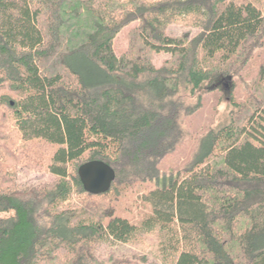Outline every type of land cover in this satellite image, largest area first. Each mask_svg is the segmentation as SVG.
I'll use <instances>...</instances> for the list:
<instances>
[{
    "label": "trees",
    "instance_id": "obj_1",
    "mask_svg": "<svg viewBox=\"0 0 264 264\" xmlns=\"http://www.w3.org/2000/svg\"><path fill=\"white\" fill-rule=\"evenodd\" d=\"M260 52L264 0H0V264H149L109 249L152 239L160 264H264V62L227 98L230 123L160 179L183 114ZM17 143L52 183L18 193L4 165ZM95 160L116 173L100 195L78 174ZM142 191L135 218L120 201Z\"/></svg>",
    "mask_w": 264,
    "mask_h": 264
},
{
    "label": "rangeland",
    "instance_id": "obj_2",
    "mask_svg": "<svg viewBox=\"0 0 264 264\" xmlns=\"http://www.w3.org/2000/svg\"><path fill=\"white\" fill-rule=\"evenodd\" d=\"M132 26L124 28L115 38L114 48L117 55H121L128 49V34L132 29ZM188 28L183 25H172L167 29V33L172 36H182L187 32ZM169 56L166 54L157 55L155 57V63L160 67L165 61L169 60ZM264 54L258 53L256 59L247 67L245 74H247L244 82L222 80L218 87V91L208 92L204 94L201 107L193 114H183L180 120V128L182 130L181 138L175 147V150L170 153L162 161L160 165V179L163 177L169 178L173 173L180 172L187 164L192 160L195 155L200 139L210 130H218L221 127L230 123L232 117L236 113L233 112V105L227 99L230 94L235 93V97L238 99H244L249 86L259 79L260 65L264 62L262 59ZM235 84V85H234ZM186 98V107L190 106L193 99ZM184 121V122H183ZM15 141V139H14ZM16 148H7L17 156L16 163H13L8 159V162L4 163L6 170L13 176L16 183L18 193L21 194L25 190L41 187L45 184H50L55 180V177L47 173L42 169L41 165L33 166L30 161H27L23 153L26 149L20 147L17 143ZM21 152V154H20ZM26 154V153H25ZM20 158V160H18ZM43 164V160L41 161ZM6 174H4L5 176ZM6 177V176H5ZM14 186V185H13ZM142 193L127 194L123 200V207L127 211H130L135 218L141 217L148 210L141 200ZM13 213L0 214V217H7ZM155 240L147 241L143 246H117L109 251H114L119 256H126L131 259H140L146 257L149 259V264H160L157 253L154 251ZM140 261V260H138Z\"/></svg>",
    "mask_w": 264,
    "mask_h": 264
},
{
    "label": "water",
    "instance_id": "obj_3",
    "mask_svg": "<svg viewBox=\"0 0 264 264\" xmlns=\"http://www.w3.org/2000/svg\"><path fill=\"white\" fill-rule=\"evenodd\" d=\"M78 174L84 190L93 195L109 192L116 179L114 169L99 160L82 165Z\"/></svg>",
    "mask_w": 264,
    "mask_h": 264
}]
</instances>
